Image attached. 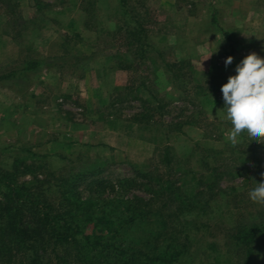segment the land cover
Here are the masks:
<instances>
[{
    "label": "rangeland",
    "instance_id": "374dc122",
    "mask_svg": "<svg viewBox=\"0 0 264 264\" xmlns=\"http://www.w3.org/2000/svg\"><path fill=\"white\" fill-rule=\"evenodd\" d=\"M252 52L264 59V0H0V168L14 163L20 183L72 180L101 203L147 197L136 170L154 171L196 193L188 217L206 220L181 264H243L231 234L264 223L248 195L264 182V143L228 141L221 86ZM152 95L158 108L136 121ZM254 249L251 264H264V236Z\"/></svg>",
    "mask_w": 264,
    "mask_h": 264
},
{
    "label": "trees",
    "instance_id": "16d2710c",
    "mask_svg": "<svg viewBox=\"0 0 264 264\" xmlns=\"http://www.w3.org/2000/svg\"><path fill=\"white\" fill-rule=\"evenodd\" d=\"M151 97L156 98L146 99L145 111L136 121H144L158 108V103L149 104ZM182 126L169 123L167 133L181 131ZM196 152L197 164L206 168L211 156L203 150ZM160 154L159 161L171 170L172 146L164 145ZM218 163L215 160L204 170L209 191L213 178L222 174ZM10 167L13 170L0 168V264H181L200 239L196 230L206 221L188 217L189 208L200 202L196 193L185 197L182 187L154 171L136 170L147 197L118 194L101 203L97 198H82L76 182L62 177H53L54 182H17L14 163ZM52 189L55 197L47 193ZM263 236L261 222L239 225L231 234L243 264H251L254 247Z\"/></svg>",
    "mask_w": 264,
    "mask_h": 264
},
{
    "label": "clouds",
    "instance_id": "9594fccd",
    "mask_svg": "<svg viewBox=\"0 0 264 264\" xmlns=\"http://www.w3.org/2000/svg\"><path fill=\"white\" fill-rule=\"evenodd\" d=\"M233 60L228 56L225 66ZM221 92L224 118L231 124L228 141L236 145L246 137L250 143H264V59L255 52L243 57L235 66V75L221 86ZM248 195L253 203L264 204V182L257 183Z\"/></svg>",
    "mask_w": 264,
    "mask_h": 264
}]
</instances>
